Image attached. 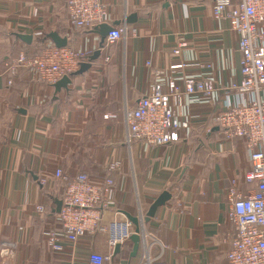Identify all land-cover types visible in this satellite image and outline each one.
I'll use <instances>...</instances> for the list:
<instances>
[{"label": "crops", "instance_id": "crops-1", "mask_svg": "<svg viewBox=\"0 0 264 264\" xmlns=\"http://www.w3.org/2000/svg\"><path fill=\"white\" fill-rule=\"evenodd\" d=\"M102 1L107 24L126 27L127 35L105 41L91 67L75 74L79 65L58 91L33 68L13 74L10 61L55 45V32L67 39L65 48L89 53L87 62L100 49L97 27H73L65 0H0V246L12 244L0 264H87L93 252L110 255L107 264H222L232 233L228 192L255 190L245 178L251 163L244 140L226 138L212 118L225 100H235L223 88L241 80L239 35L228 20L214 18V0ZM19 34L31 35V43ZM180 39L187 45L174 54ZM193 61L203 66L172 74V65ZM157 73L165 92L185 75L211 78L216 91L211 99L185 97L180 113L191 123L179 141L128 143L126 110L150 91ZM79 173L95 183L112 178L115 205L102 210L96 232L74 243L61 237L63 249L51 250L44 233L59 227L58 202ZM165 191L170 199L146 221ZM115 222L130 223V235L140 228L135 255L130 238L115 253Z\"/></svg>", "mask_w": 264, "mask_h": 264}, {"label": "built area", "instance_id": "built-area-1", "mask_svg": "<svg viewBox=\"0 0 264 264\" xmlns=\"http://www.w3.org/2000/svg\"><path fill=\"white\" fill-rule=\"evenodd\" d=\"M65 1L68 20L73 27L91 29L108 23L107 5L102 0ZM212 13L216 19L228 20L231 29L237 32L241 53L240 82L223 88L226 97L233 92L235 100H225L223 108L212 118L226 138L244 140L251 163L245 178L255 184V190L247 195L235 188L228 192L227 218L232 233L230 248L222 264H264V0H241L238 4L232 0H214ZM126 35V27H113L105 41L114 44ZM186 45L180 39L174 54H180ZM88 57L89 53L48 44L37 54L20 52L10 61L9 67L13 74L20 68H33L40 80L54 84ZM202 66L196 61L182 62L172 65L171 70L174 74L179 69ZM157 75L159 77V73ZM160 78L133 109L126 110L128 143L166 145L179 141L181 133L188 131L191 123L190 116L183 119L180 113L185 97L199 95L211 99L216 91L211 78L185 75L181 85L176 79L171 80L169 90L165 92ZM12 82V79L8 81L9 84ZM55 176L65 179L61 169L56 170ZM41 182L46 183V180ZM114 190L115 182L110 177L101 183H95L86 173L68 179L58 213L59 227L44 233L47 246L61 251L62 238L74 243L82 236L96 232L102 210L115 205ZM37 210L45 211L43 206ZM110 234V244L115 248L130 238V223H112ZM11 246V243L1 244V261ZM109 259L110 255L93 252L87 264H107Z\"/></svg>", "mask_w": 264, "mask_h": 264}, {"label": "water", "instance_id": "water-1", "mask_svg": "<svg viewBox=\"0 0 264 264\" xmlns=\"http://www.w3.org/2000/svg\"><path fill=\"white\" fill-rule=\"evenodd\" d=\"M134 17V15H133ZM130 21V19H129ZM113 26L109 25V24H101L97 27V32L100 35V49L96 50L94 52V54H92L89 58V61L87 62H82L80 64V68L79 70L75 73V74H79V73H83L84 71H86L88 68L91 67V63L93 60H96L100 54H101V49L104 45L106 36L108 35V33L110 31H112ZM19 38H21L22 40L26 41L27 43H31L32 41V36L31 35H27V34H19L18 35ZM49 37L52 39V41L54 42V44L57 47H65L67 45V39L66 38H61L57 33L53 32L51 34H49ZM71 83V79L70 76L66 75L63 78H61L59 81H57L54 86L55 88L59 91L61 88H67L68 84ZM170 199V193L165 191L163 192L155 201L154 203L151 205L149 212L147 214L146 217V221H148L151 217H153L157 211V209L166 204V202ZM62 206V201L58 202V208L57 211H60ZM128 216V215H127ZM128 218L135 224L138 225V218L137 217H132V216H128ZM130 240L134 243V247H133V255L136 254V252L138 251V247H139V243L141 241V234H140V228L137 226L135 233H133L130 236ZM121 248V244H117L115 247V253H118L120 251Z\"/></svg>", "mask_w": 264, "mask_h": 264}, {"label": "trees", "instance_id": "trees-1", "mask_svg": "<svg viewBox=\"0 0 264 264\" xmlns=\"http://www.w3.org/2000/svg\"><path fill=\"white\" fill-rule=\"evenodd\" d=\"M73 74V73H72ZM214 122V121H213ZM215 125H216V123H215Z\"/></svg>", "mask_w": 264, "mask_h": 264}]
</instances>
